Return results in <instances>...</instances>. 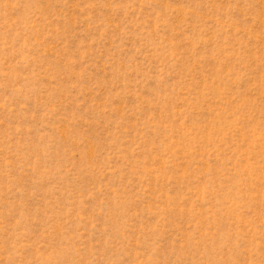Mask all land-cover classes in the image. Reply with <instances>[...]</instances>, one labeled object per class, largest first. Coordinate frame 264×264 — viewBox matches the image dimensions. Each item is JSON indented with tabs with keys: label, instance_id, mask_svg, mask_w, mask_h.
Wrapping results in <instances>:
<instances>
[{
	"label": "rangeland",
	"instance_id": "obj_1",
	"mask_svg": "<svg viewBox=\"0 0 264 264\" xmlns=\"http://www.w3.org/2000/svg\"><path fill=\"white\" fill-rule=\"evenodd\" d=\"M0 264H264V0H0Z\"/></svg>",
	"mask_w": 264,
	"mask_h": 264
}]
</instances>
